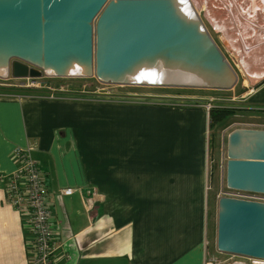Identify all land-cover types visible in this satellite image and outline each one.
I'll return each instance as SVG.
<instances>
[{
    "label": "crops",
    "instance_id": "crops-1",
    "mask_svg": "<svg viewBox=\"0 0 264 264\" xmlns=\"http://www.w3.org/2000/svg\"><path fill=\"white\" fill-rule=\"evenodd\" d=\"M1 87L0 177L13 172L15 147L34 145L57 231L55 264H206L202 105ZM263 89L256 107L264 108ZM3 188L0 180V264H28L31 235ZM69 188L78 191L59 197Z\"/></svg>",
    "mask_w": 264,
    "mask_h": 264
},
{
    "label": "water",
    "instance_id": "water-1",
    "mask_svg": "<svg viewBox=\"0 0 264 264\" xmlns=\"http://www.w3.org/2000/svg\"><path fill=\"white\" fill-rule=\"evenodd\" d=\"M186 6L180 0H0V79L94 77L114 86L231 90L237 74ZM160 66L187 72L199 85L136 80ZM226 157V190L264 195V130H233ZM216 249L264 262V203L218 198Z\"/></svg>",
    "mask_w": 264,
    "mask_h": 264
},
{
    "label": "rangeland",
    "instance_id": "rangeland-1",
    "mask_svg": "<svg viewBox=\"0 0 264 264\" xmlns=\"http://www.w3.org/2000/svg\"><path fill=\"white\" fill-rule=\"evenodd\" d=\"M258 2V1H257ZM264 3V2H263ZM260 4V3H259ZM258 6V5H257ZM249 8L252 6L249 5ZM264 8V6H261ZM259 7V9H261ZM258 9V10H259ZM250 11V9H249ZM197 12V11H196ZM203 19L204 26L208 30L212 39L228 59L233 70L238 76L236 85L228 91H218L210 89L160 87V86H114L98 82L93 78H55L50 75L37 79L35 85L31 81L0 79L3 89L18 91L21 89H32L39 94L64 97L65 95L81 94L85 97L110 98L126 95L128 99H133L137 103H153L156 105H176L198 106L210 104L213 109L229 111V116L223 122L208 127L206 133L207 153L205 156V169L207 176V234L205 244L206 264H258L264 263L259 260L219 253L216 249V216L217 201L220 195L227 191L225 188L226 170V146L227 137L237 129L264 130V108L256 107L253 104V96L264 84V78L256 83H251L241 67L239 58L230 53L231 50L225 47L222 32L215 26L213 30L207 21L204 10L197 12ZM207 20H205L204 19ZM210 22V21H209ZM216 31V32H215ZM222 36V37H221ZM253 36V35H252ZM223 38V39H222ZM228 44V43H227ZM31 86V87H28ZM28 87V88H26ZM264 91V89H263ZM123 94V95H119ZM260 95V94H259ZM127 99V100H128ZM174 107V106H173ZM191 133L195 131L190 127ZM193 146H198L195 143Z\"/></svg>",
    "mask_w": 264,
    "mask_h": 264
},
{
    "label": "built area",
    "instance_id": "built-area-1",
    "mask_svg": "<svg viewBox=\"0 0 264 264\" xmlns=\"http://www.w3.org/2000/svg\"><path fill=\"white\" fill-rule=\"evenodd\" d=\"M215 11L220 12L222 9L217 8ZM196 14L198 15L197 12ZM198 17L204 25L203 19L199 15ZM207 22L215 30L214 24L209 21ZM239 26H241L240 23ZM225 60L232 67L228 59L225 58ZM27 80L31 81V85H35L37 79ZM50 97L53 98V96ZM203 107L207 114L215 108L210 104L203 105ZM34 148L33 144L15 147L10 154V160L14 166L13 172L0 177V180L3 182L6 202L21 215L23 222L30 232L28 264H55V235L57 231L50 212L44 174L32 156ZM76 191L78 190L70 188L61 190L59 191V197L71 196ZM220 195L264 203V195L261 194L227 190L223 194L221 192Z\"/></svg>",
    "mask_w": 264,
    "mask_h": 264
},
{
    "label": "bare ground",
    "instance_id": "bare-ground-1",
    "mask_svg": "<svg viewBox=\"0 0 264 264\" xmlns=\"http://www.w3.org/2000/svg\"><path fill=\"white\" fill-rule=\"evenodd\" d=\"M180 1L187 5L186 8L191 14L200 10L206 12L208 20L222 32L223 41L228 43L227 48L239 58L241 67L251 83L264 78V8H261L264 6V0ZM249 5L252 7L249 8ZM217 8H221L222 11H215ZM136 80L143 83L199 85L191 80L190 74L184 71L177 72L172 66L167 70L165 66L149 68L138 75Z\"/></svg>",
    "mask_w": 264,
    "mask_h": 264
},
{
    "label": "trees",
    "instance_id": "trees-1",
    "mask_svg": "<svg viewBox=\"0 0 264 264\" xmlns=\"http://www.w3.org/2000/svg\"><path fill=\"white\" fill-rule=\"evenodd\" d=\"M209 129L217 125L221 122H223L225 119L229 116V111L222 110V109H212L209 112Z\"/></svg>",
    "mask_w": 264,
    "mask_h": 264
}]
</instances>
